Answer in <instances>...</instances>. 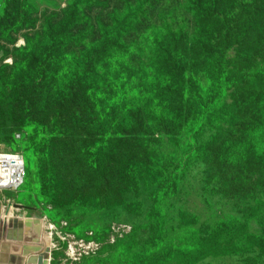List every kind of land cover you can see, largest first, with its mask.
I'll list each match as a JSON object with an SVG mask.
<instances>
[{"label": "rangeland", "instance_id": "rangeland-1", "mask_svg": "<svg viewBox=\"0 0 264 264\" xmlns=\"http://www.w3.org/2000/svg\"><path fill=\"white\" fill-rule=\"evenodd\" d=\"M75 1L80 2L0 0V152H20L27 158L25 183L5 192L0 188V202L11 200L22 208L16 217L31 221L33 233L21 248L41 250L23 253L12 264H28L33 255L37 259L30 264H185L189 258L184 253L208 255L197 264H264V210L250 217L249 224L244 219L254 206L264 208V166L251 165L256 167L247 178L252 189L236 188L235 178L244 182L243 160L249 149L232 137L222 139L210 125L201 126L195 119L197 106L184 113L172 106L168 95H156L155 85L162 77L158 75L154 85L143 75L151 65L140 67L148 59L153 25L175 22L180 27L184 18L188 36L198 27L185 10L186 0H150L137 9L135 20L127 17L128 0H83L71 42L65 22L71 19ZM117 16L127 19L125 25ZM227 25L223 20L221 28ZM238 46L216 51L187 46L196 61L189 58L195 64L186 74V84L189 77L195 84L203 76L217 78L224 69L229 76L243 67L245 71L249 61L263 60L247 53L253 48L240 51ZM73 60L81 63L80 70L69 76L68 69L76 68ZM43 64L46 72H38ZM101 64L110 71L105 80H115L119 71L121 81L130 83L120 90L115 84L100 85L104 93L97 94L101 79L92 67ZM82 71L96 78L81 80ZM261 73L250 76L251 82L264 86ZM57 83L70 90L51 93ZM155 98L170 104L157 106ZM114 100L124 101L120 110L126 113L115 110ZM138 104L144 110L152 104L159 123H165L162 136L156 137L164 154L156 153L151 163L131 160L139 171L127 182L123 161L129 159L111 150L115 128L122 127L121 120L130 118ZM83 111L105 115L104 140L102 133L89 135L70 119L82 117ZM64 149L71 151L66 155ZM103 175L113 176L105 180V191L99 184ZM2 222L0 237L6 226Z\"/></svg>", "mask_w": 264, "mask_h": 264}, {"label": "trees", "instance_id": "trees-1", "mask_svg": "<svg viewBox=\"0 0 264 264\" xmlns=\"http://www.w3.org/2000/svg\"><path fill=\"white\" fill-rule=\"evenodd\" d=\"M76 2L70 8L71 11H69L70 15L72 13L71 19L65 22L66 35L69 36L71 42H74L76 38L74 34H77V18L80 6L85 5L83 0H80L79 3ZM149 2L150 0H128L127 6L131 11H126L127 17L135 20L137 9H142ZM217 2L218 4L213 0H186L185 10L192 17H195L197 25L199 24L194 29L193 34H189L192 39L190 42L187 27H184L186 26L184 18L180 23V27H177L178 23L175 22H165L164 25L159 26L153 25L151 28L154 29L155 33L152 44L147 46L148 59L142 60L140 67L142 65H151L146 71L147 67L143 70V75L152 84H154L153 82L157 79L158 75L162 77L161 83L154 84L156 95L158 92L164 94L165 97L168 95L172 106H180L184 113L193 106H197L195 119L201 122V126L210 125L214 127L222 139L224 137H232L244 143L246 146L244 149H249L248 155L243 160L244 182L240 181V177L235 178V187L242 190H250L253 184L247 178L253 177L255 168H259V164L264 166V86L257 83L254 84L249 79L250 76L261 75V72L264 71V0H217ZM133 8L136 9L134 10ZM229 10L232 13H228ZM235 11L236 14L233 15ZM117 17L120 19L119 16ZM223 20L224 23H228L226 30L221 28ZM113 21L115 22V20ZM116 21L118 22L117 19ZM120 21H123V25H125L127 19H120ZM198 33L200 35H197ZM237 44L240 51H243L244 47L248 48V46L253 48V51H247V53L260 56L263 59L261 63L252 64L249 61L246 64L245 71L243 67L238 73L231 72L228 76L226 69H224L222 70V76H218L217 78L203 76L202 79H197L195 84H192V79L189 77V83L186 84V74H189L195 64L189 58L196 61L195 54L189 53L187 46L192 49L216 51L222 47L232 49ZM181 48L185 50L182 51ZM137 50L142 52V46H138ZM256 59L258 58H252L253 61ZM91 62H93L92 59H90ZM72 63L76 65V68L68 69L69 76L76 75L80 70L79 66L81 63H77L76 60H73ZM154 64L155 67L153 68L152 65ZM46 67L44 64L41 65L38 72L45 70ZM63 69L61 67V70ZM174 70L180 71L183 74L177 75V72ZM92 72L97 74L98 78L101 79L97 84V94L104 93L100 85L115 84V90H120L121 87L130 83L129 79L121 81L119 71L115 75V80H105V75H110L106 64L98 65L96 68L92 67ZM92 72L82 71L81 80L84 79L86 82H92L96 78ZM29 73L32 74L33 70ZM154 74L155 78L153 79ZM36 76L43 77L40 73H37ZM30 80L27 78L25 82L28 83ZM75 80L77 83V79ZM169 80L171 83H169ZM167 85L171 86V88ZM69 90L70 88L65 89L63 85L57 83L50 92L55 93L56 91V93L64 95ZM92 91L94 93L93 88ZM16 97H18V93H16ZM125 100H128V96H126ZM156 100L159 101V104H156L157 106L161 102H165L167 105L169 103L165 99L160 100L155 98ZM186 101L188 103L187 107H185ZM123 102L114 100L115 110L122 114L126 113L120 110ZM132 109H134L133 115L127 120H121L123 124L121 128L120 126L115 128L113 148L111 150V153H115L116 156L123 154L129 159L123 161V173L125 174L123 180L127 182L130 181V176L134 180L139 171L134 168L133 161L131 160L146 159L148 163L149 161L151 163V159L153 160L156 153L159 155L164 154L158 150L161 141L156 139V137L162 136L159 131L165 123H159L154 106L148 104L144 110L138 104V106H133ZM71 116L70 119L73 123L78 127H83L85 133L92 136L102 133L103 140L107 136V131L103 130L106 129L104 126L105 115L103 113L94 112L87 114L83 111L82 117L73 119ZM230 128L231 131H228ZM134 137H137L136 141ZM205 142L217 143L216 140ZM70 151L64 149L66 155ZM24 157L26 159L27 170V158L25 155ZM253 164H257V166L251 168ZM98 171H101V165ZM105 175H103L102 180H99V184L104 191L106 188L105 180L113 178V176L105 177ZM227 181L229 182L230 180ZM263 210V206H254L252 212L244 215V219H247L245 222L249 224V218L255 217ZM208 250L213 249L208 248ZM216 251L211 252V254H214ZM184 255L189 258L185 264H197V262L208 256L203 254L191 255L188 253H184Z\"/></svg>", "mask_w": 264, "mask_h": 264}, {"label": "bare ground", "instance_id": "bare-ground-1", "mask_svg": "<svg viewBox=\"0 0 264 264\" xmlns=\"http://www.w3.org/2000/svg\"><path fill=\"white\" fill-rule=\"evenodd\" d=\"M0 188H2V191L5 192L4 184H0ZM6 189L10 190L9 188ZM6 203L3 204L0 202V219H2L6 225L3 227L4 229H2L4 230V233L1 231L2 237H0V264H12V259L18 262L19 260L15 259V257L21 258L23 253L29 254L30 252H41V250H36L38 249V246L34 247L26 245L25 250L22 249L23 247L21 248V246L27 242L26 239L28 240L29 235H32L33 233L30 231V228L32 227L31 221H29L30 219L26 216L20 218L21 221L19 222V225L17 224L16 230L11 229L9 237L7 229L10 227L12 220H15L18 223L19 219L16 217V213H20L22 208L13 203L11 200H8ZM29 225L30 227H28ZM30 232L31 234H29ZM45 240L49 242V237H45ZM21 249L22 251H20ZM35 259H37L36 255H33L32 261H35ZM44 264H46V262Z\"/></svg>", "mask_w": 264, "mask_h": 264}, {"label": "built area", "instance_id": "built-area-1", "mask_svg": "<svg viewBox=\"0 0 264 264\" xmlns=\"http://www.w3.org/2000/svg\"><path fill=\"white\" fill-rule=\"evenodd\" d=\"M0 153V184H4V189L19 188L23 185L27 172L24 155L20 152Z\"/></svg>", "mask_w": 264, "mask_h": 264}, {"label": "water", "instance_id": "water-1", "mask_svg": "<svg viewBox=\"0 0 264 264\" xmlns=\"http://www.w3.org/2000/svg\"><path fill=\"white\" fill-rule=\"evenodd\" d=\"M21 221V219L18 220V223L15 221V220H12L11 224H10V227L7 229V234L9 235L10 237V231L11 229H14L16 230V227H17V224L19 225V222ZM44 256L47 258L48 254L45 253ZM33 260V256H30L27 260V263L30 264V262Z\"/></svg>", "mask_w": 264, "mask_h": 264}]
</instances>
